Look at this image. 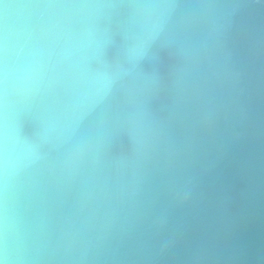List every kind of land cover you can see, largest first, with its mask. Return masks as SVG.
Instances as JSON below:
<instances>
[{"label":"clouds","instance_id":"obj_1","mask_svg":"<svg viewBox=\"0 0 264 264\" xmlns=\"http://www.w3.org/2000/svg\"><path fill=\"white\" fill-rule=\"evenodd\" d=\"M230 163L253 203L264 0H0V264L234 257Z\"/></svg>","mask_w":264,"mask_h":264},{"label":"water","instance_id":"obj_2","mask_svg":"<svg viewBox=\"0 0 264 264\" xmlns=\"http://www.w3.org/2000/svg\"><path fill=\"white\" fill-rule=\"evenodd\" d=\"M246 188V175L236 164L230 163L223 170L220 182L209 189L213 201L220 191L226 190L230 195L226 215L232 217L234 223L230 232L221 234L220 242L234 244L239 249L236 256L222 258L217 264H264V184L251 204ZM220 221L221 214L213 208L209 214V225L218 227Z\"/></svg>","mask_w":264,"mask_h":264}]
</instances>
